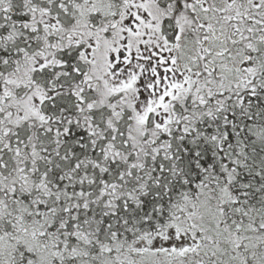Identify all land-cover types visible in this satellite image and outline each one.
Returning a JSON list of instances; mask_svg holds the SVG:
<instances>
[{"label": "snow or ice", "instance_id": "6c2138e0", "mask_svg": "<svg viewBox=\"0 0 264 264\" xmlns=\"http://www.w3.org/2000/svg\"><path fill=\"white\" fill-rule=\"evenodd\" d=\"M0 264H264V0H0Z\"/></svg>", "mask_w": 264, "mask_h": 264}]
</instances>
